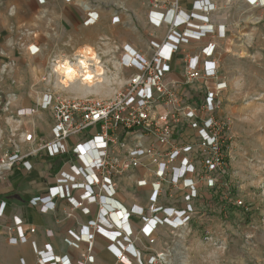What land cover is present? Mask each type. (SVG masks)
Returning <instances> with one entry per match:
<instances>
[{"label":"crops","instance_id":"0c3cea01","mask_svg":"<svg viewBox=\"0 0 264 264\" xmlns=\"http://www.w3.org/2000/svg\"><path fill=\"white\" fill-rule=\"evenodd\" d=\"M237 4L252 7L255 1L0 0V153L10 138L17 140L23 130L33 132L37 140H50L51 113L37 107L27 115L49 93L113 98L134 72V68L119 63L123 46L151 55L155 45L165 41L176 45L178 50L166 64L168 74L179 82L185 100L192 99L197 81L186 83L182 78L188 57L193 56L198 69L203 60L213 59L219 71L222 42L234 29L235 16L230 8ZM175 20L180 21L173 26ZM80 47L94 52L103 69L101 81L89 88L74 84L61 94L48 87L53 75L58 83L54 68L48 71L52 56H61L55 62L70 60ZM200 79L205 80L206 91L214 90L218 83L216 77ZM41 81L46 85L37 84ZM184 127L185 133L195 134L194 129ZM11 133L16 136L11 137ZM64 143L66 152L49 155L41 151L30 158L29 169L19 165L0 178V264H49L38 258L41 254L52 256L51 263L56 264H79L81 260L83 264H175L176 245L192 242L188 231L193 213L186 211L190 219L181 227L174 226L176 218L165 211L156 212L155 217L163 219L166 214L167 221L143 223L141 214L150 205L153 180L143 168L131 172L130 181L117 178L115 187L100 203L87 198L89 190L71 186L70 182L67 187L61 185L62 179L69 180L75 174L72 165L82 167L92 178L90 164L99 150L96 140L91 142L88 136L69 137ZM76 144H80L78 152L73 150ZM180 173L178 168L175 175ZM186 177L193 180V189L185 187L182 180L175 186L166 184L158 202L152 205L174 212L190 208L187 195L190 199L197 195L201 202L212 201L213 190L205 178L196 174ZM143 179L145 183H138ZM36 196L41 198L33 204ZM16 219L27 231L22 243L8 240L6 226ZM199 220L204 221L203 213ZM29 228L35 231L28 232ZM125 234L130 235L132 247L129 259L121 262L115 254L126 244ZM82 255L92 259L88 261Z\"/></svg>","mask_w":264,"mask_h":264},{"label":"built area","instance_id":"2783aa9c","mask_svg":"<svg viewBox=\"0 0 264 264\" xmlns=\"http://www.w3.org/2000/svg\"><path fill=\"white\" fill-rule=\"evenodd\" d=\"M179 21L175 20L173 26ZM176 50V45L169 41L155 45L151 55L127 46L121 47L119 63L134 68V72L113 98H73L54 93L45 95L29 109L27 115H31L37 107L47 109L52 115V137L50 140H37L33 132L23 130L17 135V140L10 138L9 145L0 153V178L5 171L19 165L29 169L30 158L41 151L49 155L66 152L64 141L71 136H88L91 142L96 140L99 145L98 154L90 164L92 178L85 174L82 167L72 165L75 174L69 176V180L62 179L61 185L67 187L70 182L71 186L89 190L91 194L87 198L100 203L105 193L115 187L117 178L132 169L143 168L153 179L150 181V205L141 214L143 223L156 225L161 220L167 221L168 216L176 218L177 222L172 223L174 226L187 223L190 215L186 211H192L190 208L168 212L152 204L158 202L166 184L175 186L182 180L185 187L193 189V180H188L186 175L197 174L199 165L203 167L206 185L211 188L216 184V173L226 165L222 147L227 126L214 110L223 82H218L214 90L205 92L202 111H199L185 100L179 90V82L168 74L166 64L172 60ZM76 54L70 59L79 57ZM192 60L193 56L188 57L183 68L182 78L186 83L198 78L217 77L216 61L203 60L202 68L198 69ZM184 126L194 129L195 134L185 133ZM10 136L16 135L11 133ZM21 143L24 145L21 146ZM74 146L73 150L78 152L76 147H80V144ZM178 168H181V173L175 175ZM140 182L146 181L143 179ZM186 197L190 199V195ZM40 198L36 196L31 202L36 204ZM233 203L241 205L242 201L238 199ZM163 211L168 216L164 214L163 219H156L155 213ZM152 219L155 220L152 222ZM6 227L10 242L22 243L27 239V231L20 219ZM34 231V228L28 229V232ZM126 234L123 236L126 244L115 254L121 262L129 259L128 252L132 247L130 235ZM149 239L150 242L154 241ZM82 257L88 261L92 259L87 255ZM38 258L44 263L56 264L51 263L52 256L41 254ZM83 263L82 260L79 262Z\"/></svg>","mask_w":264,"mask_h":264},{"label":"rangeland","instance_id":"374dc122","mask_svg":"<svg viewBox=\"0 0 264 264\" xmlns=\"http://www.w3.org/2000/svg\"><path fill=\"white\" fill-rule=\"evenodd\" d=\"M230 12L234 29L221 45L216 79L223 86L214 109L227 126L222 147L226 165L216 173L211 202L198 201L197 195L192 203L189 199L193 214L188 232L194 240L176 245L175 264H264V1L256 0L252 7L237 4ZM60 57L52 56L48 71ZM196 81L187 102L202 111L207 85L200 78ZM48 83L60 94L80 84L58 80V85L55 75ZM37 84L45 86L46 81ZM135 171L120 177L130 181ZM196 175L204 178L202 166ZM238 199L241 205L233 203Z\"/></svg>","mask_w":264,"mask_h":264},{"label":"bare ground","instance_id":"6f19581e","mask_svg":"<svg viewBox=\"0 0 264 264\" xmlns=\"http://www.w3.org/2000/svg\"><path fill=\"white\" fill-rule=\"evenodd\" d=\"M78 54L79 57L72 61L66 58L54 61V71L58 74V80L64 85L78 80L80 84L93 87L96 82L101 81L103 69L99 66V61L90 48H80ZM69 68L72 70L71 72L68 71Z\"/></svg>","mask_w":264,"mask_h":264},{"label":"clouds","instance_id":"9594fccd","mask_svg":"<svg viewBox=\"0 0 264 264\" xmlns=\"http://www.w3.org/2000/svg\"><path fill=\"white\" fill-rule=\"evenodd\" d=\"M68 71L71 72L72 70L69 68Z\"/></svg>","mask_w":264,"mask_h":264}]
</instances>
